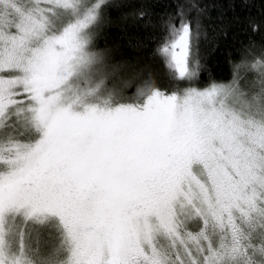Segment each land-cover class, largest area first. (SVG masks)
<instances>
[{"label":"snow or ice","instance_id":"6c2138e0","mask_svg":"<svg viewBox=\"0 0 264 264\" xmlns=\"http://www.w3.org/2000/svg\"><path fill=\"white\" fill-rule=\"evenodd\" d=\"M127 2L0 0V264H264V43L205 76L203 0L141 8L128 74L94 46Z\"/></svg>","mask_w":264,"mask_h":264},{"label":"trees","instance_id":"16d2710c","mask_svg":"<svg viewBox=\"0 0 264 264\" xmlns=\"http://www.w3.org/2000/svg\"><path fill=\"white\" fill-rule=\"evenodd\" d=\"M191 2L193 0H128L119 9H109L94 38L95 50L110 51L111 59L124 63L128 74L149 67L151 71L160 73V61L152 57L155 45L148 39L152 29L141 27L145 21L134 19L131 13L144 8L153 22H157L158 17L166 18L177 7L187 11ZM201 6L207 8L208 18L204 24L210 26L209 42L202 41L200 45L201 55L207 63L205 76L210 73L217 79L227 80L230 78L228 60L230 55L236 56L239 42H247L252 37L258 43H264V0H249L247 3L243 0H203ZM124 14H129L126 20L122 19ZM249 18L259 25L256 34L248 27ZM222 31L227 34L221 35Z\"/></svg>","mask_w":264,"mask_h":264}]
</instances>
